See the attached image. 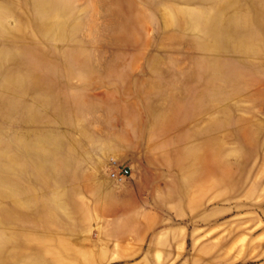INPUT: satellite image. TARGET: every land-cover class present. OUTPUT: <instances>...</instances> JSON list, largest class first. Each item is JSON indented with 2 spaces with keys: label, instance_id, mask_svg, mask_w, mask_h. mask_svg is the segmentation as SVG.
Masks as SVG:
<instances>
[{
  "label": "rangeland",
  "instance_id": "obj_1",
  "mask_svg": "<svg viewBox=\"0 0 264 264\" xmlns=\"http://www.w3.org/2000/svg\"><path fill=\"white\" fill-rule=\"evenodd\" d=\"M0 264H264V0H0Z\"/></svg>",
  "mask_w": 264,
  "mask_h": 264
},
{
  "label": "built area",
  "instance_id": "obj_2",
  "mask_svg": "<svg viewBox=\"0 0 264 264\" xmlns=\"http://www.w3.org/2000/svg\"><path fill=\"white\" fill-rule=\"evenodd\" d=\"M112 165L109 176L117 182H121L131 173L130 167L128 166L116 164V162H112Z\"/></svg>",
  "mask_w": 264,
  "mask_h": 264
}]
</instances>
